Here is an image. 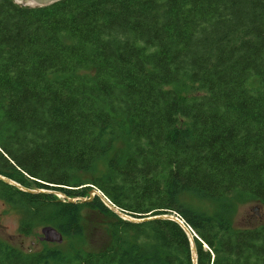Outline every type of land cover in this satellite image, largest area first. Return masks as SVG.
I'll return each instance as SVG.
<instances>
[{
  "label": "trees",
  "instance_id": "trees-1",
  "mask_svg": "<svg viewBox=\"0 0 264 264\" xmlns=\"http://www.w3.org/2000/svg\"><path fill=\"white\" fill-rule=\"evenodd\" d=\"M0 175L45 190L0 179L22 233L81 236L84 205L113 217L101 250L0 239V264H194L178 221L69 201L91 185L131 217L181 218L197 264H264V223L233 227L225 203H264V0H0ZM185 192L223 211L194 210Z\"/></svg>",
  "mask_w": 264,
  "mask_h": 264
},
{
  "label": "rangeland",
  "instance_id": "rangeland-1",
  "mask_svg": "<svg viewBox=\"0 0 264 264\" xmlns=\"http://www.w3.org/2000/svg\"><path fill=\"white\" fill-rule=\"evenodd\" d=\"M184 95H194L201 93L202 90L197 86L185 85ZM120 143V142H119ZM99 170L104 169V165L99 163ZM86 177L92 175L87 174ZM64 197L63 194H57ZM89 195L84 197H74L85 201ZM181 199L194 210L202 211L208 215H215L223 211V203L209 198L199 197L191 192H185ZM227 204L231 205L229 213L232 226L235 228L256 227L264 223V203L251 196L233 194L226 199ZM83 234L81 236L63 234L62 242H49L43 239L42 229L47 224L36 223L29 233L20 232L21 213L18 208L8 204L0 198V239L10 245L22 249L26 252L41 251L47 247L60 249L66 254L72 255L78 249L88 251L101 250L111 242V235L108 229L109 221L113 217L98 208L82 207ZM189 235L194 239V230L187 225ZM190 238V239H191Z\"/></svg>",
  "mask_w": 264,
  "mask_h": 264
},
{
  "label": "water",
  "instance_id": "water-1",
  "mask_svg": "<svg viewBox=\"0 0 264 264\" xmlns=\"http://www.w3.org/2000/svg\"><path fill=\"white\" fill-rule=\"evenodd\" d=\"M16 3L20 4V5H24V6H44V5H48L51 4L55 1L58 0H14ZM0 179L4 180L5 182L15 185L18 188L24 190V191H28V192H32V193H36V192H41V191H45L44 189H31V188H27L22 186L20 183L16 182L15 180H12L6 176L0 175ZM92 189L90 191V195L88 198L85 199V201H83L82 199H73L70 198L69 201L71 202H87V201H91L95 196H99L101 198V200L113 211L115 212L117 215H119L120 217L124 218V219H128L134 222H141V221H145V220H150V219H154V218H169V219H173L178 221L183 227L184 229L188 232V234L190 233L188 230V227L186 226V224L184 223V221L175 216V215H170V214H163V215H155V216H150V217H145V218H134L131 217L130 215L126 214L124 211H122L118 206H116L115 204H113L110 199L108 197H106V195H104V193H102L98 188H96L95 186L91 185ZM50 192H54L57 194H63L62 192H58V191H51V190H47ZM65 197V194H63ZM43 232V239L45 241H49V242H62L63 240V234L62 232H60L56 227L52 226V225H47L44 226L42 229ZM191 238V235H190ZM191 243H192V257L194 259V264H197L196 260H197V249H196V244L194 239L191 238Z\"/></svg>",
  "mask_w": 264,
  "mask_h": 264
}]
</instances>
